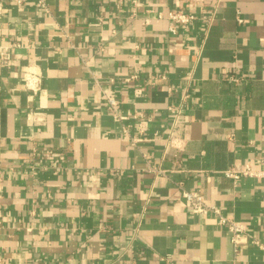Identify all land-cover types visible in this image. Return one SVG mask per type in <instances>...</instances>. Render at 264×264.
<instances>
[{"label":"crops","instance_id":"obj_1","mask_svg":"<svg viewBox=\"0 0 264 264\" xmlns=\"http://www.w3.org/2000/svg\"><path fill=\"white\" fill-rule=\"evenodd\" d=\"M42 1L0 0V264H264V0Z\"/></svg>","mask_w":264,"mask_h":264},{"label":"built area","instance_id":"obj_2","mask_svg":"<svg viewBox=\"0 0 264 264\" xmlns=\"http://www.w3.org/2000/svg\"><path fill=\"white\" fill-rule=\"evenodd\" d=\"M39 4H43L42 0ZM169 16L171 19H173V23L170 25V29L173 33L177 32V25L178 24H188L191 23L195 18V14L189 12V11H184L182 9H172L169 12ZM240 21L242 20L241 18L239 19ZM8 47L7 46H0V63L2 64H7L8 63ZM225 78L233 80L238 82L241 80V76L235 75L233 73L227 72L224 75ZM24 79H25V88L30 91L32 94H37L38 92H41L44 87H43V74L42 72L34 67L31 66L29 67L25 74H24ZM118 101L115 97H109L108 98V103H107V108L108 110L113 113L115 116L124 118L120 115L118 111ZM171 110L173 113L172 117V131L169 135L168 142H167V147H175L182 149L185 147V139L178 134L175 133V129L177 125L180 123V121L183 120V112L181 107L176 106V105H171ZM36 119L38 121H41L43 118L38 114L36 116ZM263 167L259 170L254 169L251 164L245 163L243 164L240 168H234L230 167L224 170L225 176L228 178H231L234 180V182L240 181L242 178L247 177V176H261L264 177V147H263V154L261 158ZM152 170L164 173L165 170L160 168V167H154V166H149ZM184 197L186 199V202L189 204L190 208L194 212L198 213H203V214H208L210 212L217 214L219 217V222L222 224H226L229 228V230L232 232V242L237 248L239 243L242 240V237L245 233V226L242 222L229 218L221 213V210L218 206L210 204L205 196L198 192L197 190H186L184 191ZM263 228H264V213H263ZM254 242H257V240H254ZM225 264H238L235 261L232 262H227Z\"/></svg>","mask_w":264,"mask_h":264}]
</instances>
